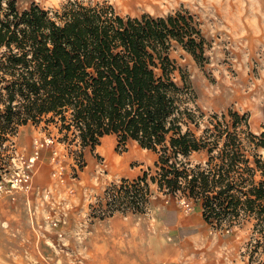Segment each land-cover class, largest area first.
Instances as JSON below:
<instances>
[{
	"label": "trees",
	"instance_id": "trees-1",
	"mask_svg": "<svg viewBox=\"0 0 264 264\" xmlns=\"http://www.w3.org/2000/svg\"><path fill=\"white\" fill-rule=\"evenodd\" d=\"M174 43L206 62V39L186 10L131 17L106 2L19 9L0 0V149L43 119L82 150L106 134L121 151L134 141L157 157L105 189L111 213H143L155 191L184 199L214 229L249 222L248 261L264 263V131L253 132L245 112L205 117L189 73L171 57Z\"/></svg>",
	"mask_w": 264,
	"mask_h": 264
},
{
	"label": "rangeland",
	"instance_id": "rangeland-1",
	"mask_svg": "<svg viewBox=\"0 0 264 264\" xmlns=\"http://www.w3.org/2000/svg\"><path fill=\"white\" fill-rule=\"evenodd\" d=\"M15 1L19 9L32 3L44 9H55L66 0ZM84 1L106 2L118 14L131 17L142 14L159 17L181 9L188 11L206 39L207 60L198 65L176 43L170 54L189 73L197 106L205 117L227 109L245 112L249 115L251 130L255 133L264 131V0H164L156 6L137 9H128L116 0ZM49 136L54 138V144L39 149L32 163L28 187H19L14 183L16 172L33 154L34 140ZM78 143L71 133L60 131L58 123L46 119L20 126L4 141L0 149V264H86L83 248L92 221L113 214H142L115 209L111 213L112 208L106 207L103 198L105 189L111 184L138 175L129 178L114 172L100 156L92 168L83 158ZM135 147L139 149L137 144L129 141L125 148L126 153L134 152L130 167L143 171L152 166L157 155L151 151L153 159L145 164L146 151ZM115 152L121 154L124 151L116 145ZM201 157L195 154L191 159ZM55 162L64 167L62 182L52 175ZM85 166L89 170L92 168L89 171L91 178L103 183L104 189L99 194L82 193V199L78 200L76 186ZM154 200L156 205L151 208ZM171 201L177 208L172 207L174 203L167 208ZM175 209L190 215L198 229L195 235L182 241L193 247L199 264H264L248 261L249 222L230 231L214 229L204 222L199 205L156 191L143 213L151 214L155 210L156 218L171 222ZM149 223L152 224L151 217ZM183 235L185 233L180 237Z\"/></svg>",
	"mask_w": 264,
	"mask_h": 264
},
{
	"label": "crops",
	"instance_id": "crops-1",
	"mask_svg": "<svg viewBox=\"0 0 264 264\" xmlns=\"http://www.w3.org/2000/svg\"><path fill=\"white\" fill-rule=\"evenodd\" d=\"M116 145L117 138L114 134L103 135L94 149L83 148V158L92 168L97 157L100 156L108 162L114 172L129 178L139 175L142 172L141 168L130 167L134 152L126 153L124 151L117 154L115 152ZM137 147L141 150L138 144ZM142 150L146 151L144 152V161L147 160L145 161L147 164L153 159V155L149 150ZM90 170L85 166L84 170L80 172L82 176L76 186V191H78L76 198L78 200L82 199V193L94 192L99 194L104 189L103 183L96 182L91 178ZM173 203L171 201L167 208ZM155 205L156 200L152 202L151 208ZM172 207L177 208V205ZM175 210L177 211H175V216L171 222H165L161 217L156 218L155 210L151 211L152 215L150 213L139 215L113 214L92 221L87 235L88 239L83 248L85 263L199 264L195 260L193 247L182 241L185 237L195 235L198 229L194 226L190 215H185L178 209ZM150 217L152 224L149 223ZM182 233L185 235L180 237Z\"/></svg>",
	"mask_w": 264,
	"mask_h": 264
},
{
	"label": "built area",
	"instance_id": "built-area-1",
	"mask_svg": "<svg viewBox=\"0 0 264 264\" xmlns=\"http://www.w3.org/2000/svg\"><path fill=\"white\" fill-rule=\"evenodd\" d=\"M54 138L44 137L43 139H35L34 140V151L33 154L28 158V160H25L22 162L21 170L16 172V177L14 179V183L18 185L19 187H28L31 177H32V163L37 157L38 151L40 148L44 146H52L54 144ZM55 160V158H53ZM57 161V160H55ZM57 163V162H55ZM53 177L60 180L61 182L64 180V167L60 163L56 164V168L52 171Z\"/></svg>",
	"mask_w": 264,
	"mask_h": 264
},
{
	"label": "bare ground",
	"instance_id": "bare-ground-1",
	"mask_svg": "<svg viewBox=\"0 0 264 264\" xmlns=\"http://www.w3.org/2000/svg\"><path fill=\"white\" fill-rule=\"evenodd\" d=\"M164 0H116L117 3L126 8L137 9L145 8L147 6H156Z\"/></svg>",
	"mask_w": 264,
	"mask_h": 264
}]
</instances>
